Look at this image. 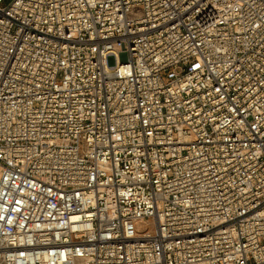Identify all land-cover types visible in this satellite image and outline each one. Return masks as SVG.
<instances>
[{
	"label": "built area",
	"instance_id": "built-area-1",
	"mask_svg": "<svg viewBox=\"0 0 264 264\" xmlns=\"http://www.w3.org/2000/svg\"><path fill=\"white\" fill-rule=\"evenodd\" d=\"M0 264H264V0H0Z\"/></svg>",
	"mask_w": 264,
	"mask_h": 264
},
{
	"label": "rangeland",
	"instance_id": "rangeland-1",
	"mask_svg": "<svg viewBox=\"0 0 264 264\" xmlns=\"http://www.w3.org/2000/svg\"><path fill=\"white\" fill-rule=\"evenodd\" d=\"M107 63L108 65H114L115 64V57L110 55L107 57Z\"/></svg>",
	"mask_w": 264,
	"mask_h": 264
}]
</instances>
